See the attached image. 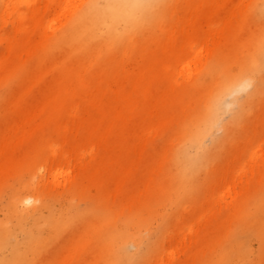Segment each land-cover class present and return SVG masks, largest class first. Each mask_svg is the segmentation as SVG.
<instances>
[{
  "label": "bare ground",
  "instance_id": "bare-ground-1",
  "mask_svg": "<svg viewBox=\"0 0 264 264\" xmlns=\"http://www.w3.org/2000/svg\"><path fill=\"white\" fill-rule=\"evenodd\" d=\"M116 4L0 0V264H264V0Z\"/></svg>",
  "mask_w": 264,
  "mask_h": 264
},
{
  "label": "rangeland",
  "instance_id": "rangeland-1",
  "mask_svg": "<svg viewBox=\"0 0 264 264\" xmlns=\"http://www.w3.org/2000/svg\"><path fill=\"white\" fill-rule=\"evenodd\" d=\"M263 101H264V97H263ZM243 128L246 130V129H248L249 128V125H245V126H243ZM157 147L158 148H161V153H162V155H164L165 157H167V158H170L172 155H173V153H174V150H173V148L171 147V145L169 144V143H167L165 140H160L158 143H157ZM259 161H260V159H259ZM222 162H224V163H226V164H222ZM219 165H220V167L224 170V171H226V168H225V166L227 165V168H234V169H237L238 168V165H237V160L236 159H233V158H224L223 159V161H222ZM254 170H256V169H254ZM233 172H229L228 173V175L227 176H225L226 177V180H228V178L230 177V176H232V175H234L235 177H237L236 179V181H235V185H236V187H237V189L238 190H240L242 187H243V185H244V183H243V181H245V178H240V179H242V181L240 182V180H239V176H237L235 173H233ZM229 174H231V175H229ZM247 175H249V174H247ZM230 179V178H229ZM229 181V180H228ZM221 198V197H220ZM4 203H5V200H2L1 202H0V207H2L3 205H4ZM54 207L56 208V209H58L59 207H60V204H58V203H56L55 205H54ZM58 207V208H57ZM2 208H0V210H1ZM3 214H1V211H0V219H2V216ZM187 236H190V235H187ZM65 239H67L65 236L64 237H62V239L61 240H65ZM248 245H249V248H250V250H251V252H252V254H253V260L254 261H256L257 260V255H258V242L255 240V239H253V238H251L249 241H248ZM242 264H246V263H242Z\"/></svg>",
  "mask_w": 264,
  "mask_h": 264
},
{
  "label": "clouds",
  "instance_id": "clouds-1",
  "mask_svg": "<svg viewBox=\"0 0 264 264\" xmlns=\"http://www.w3.org/2000/svg\"><path fill=\"white\" fill-rule=\"evenodd\" d=\"M150 10V0H117L113 9L115 18L122 23L138 20Z\"/></svg>",
  "mask_w": 264,
  "mask_h": 264
}]
</instances>
